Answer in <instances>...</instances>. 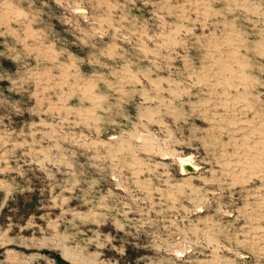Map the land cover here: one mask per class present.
<instances>
[{"label": "rangeland", "instance_id": "rangeland-1", "mask_svg": "<svg viewBox=\"0 0 264 264\" xmlns=\"http://www.w3.org/2000/svg\"><path fill=\"white\" fill-rule=\"evenodd\" d=\"M0 264H264V0H0Z\"/></svg>", "mask_w": 264, "mask_h": 264}, {"label": "bare ground", "instance_id": "bare-ground-1", "mask_svg": "<svg viewBox=\"0 0 264 264\" xmlns=\"http://www.w3.org/2000/svg\"><path fill=\"white\" fill-rule=\"evenodd\" d=\"M178 160L180 162L182 171L184 170V167H183L182 164H185V163H191L192 165H194L196 167V169L198 171V168L199 167H198V165H196L195 163H193V158L191 156H189V157H180ZM178 253H180V252H178Z\"/></svg>", "mask_w": 264, "mask_h": 264}, {"label": "water", "instance_id": "water-1", "mask_svg": "<svg viewBox=\"0 0 264 264\" xmlns=\"http://www.w3.org/2000/svg\"><path fill=\"white\" fill-rule=\"evenodd\" d=\"M184 167V170L182 171L183 173H194L197 172V169L194 165H192L191 163H185L182 164Z\"/></svg>", "mask_w": 264, "mask_h": 264}]
</instances>
